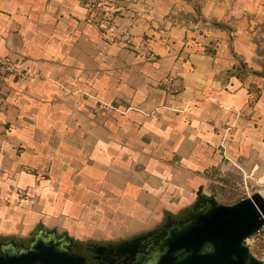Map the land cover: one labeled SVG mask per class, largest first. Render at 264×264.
<instances>
[{
  "label": "crops",
  "instance_id": "0c3cea01",
  "mask_svg": "<svg viewBox=\"0 0 264 264\" xmlns=\"http://www.w3.org/2000/svg\"><path fill=\"white\" fill-rule=\"evenodd\" d=\"M86 14L0 0V54L33 73L0 74V238L126 237L219 170L264 171V0H122L131 45Z\"/></svg>",
  "mask_w": 264,
  "mask_h": 264
},
{
  "label": "water",
  "instance_id": "95a60500",
  "mask_svg": "<svg viewBox=\"0 0 264 264\" xmlns=\"http://www.w3.org/2000/svg\"><path fill=\"white\" fill-rule=\"evenodd\" d=\"M263 227L259 191L224 204L199 186L189 205L126 237L80 241L42 223L22 239L2 237L0 264H88L86 255L97 264H263L247 243Z\"/></svg>",
  "mask_w": 264,
  "mask_h": 264
},
{
  "label": "built area",
  "instance_id": "2783aa9c",
  "mask_svg": "<svg viewBox=\"0 0 264 264\" xmlns=\"http://www.w3.org/2000/svg\"><path fill=\"white\" fill-rule=\"evenodd\" d=\"M121 1L122 0H81V4L85 8L86 15L91 23L107 40L131 45L132 36H130L128 31L122 30L119 26ZM135 49L144 59L149 58L151 55L146 41L137 43ZM0 74L25 78L33 73L27 64L14 61L0 54ZM252 94H254V92ZM101 107L107 108L108 105L101 104Z\"/></svg>",
  "mask_w": 264,
  "mask_h": 264
},
{
  "label": "rangeland",
  "instance_id": "374dc122",
  "mask_svg": "<svg viewBox=\"0 0 264 264\" xmlns=\"http://www.w3.org/2000/svg\"><path fill=\"white\" fill-rule=\"evenodd\" d=\"M259 172L251 168L243 171L237 167L219 170L217 176L213 177L209 184L210 193L224 204L234 203L251 195L254 191H259L264 196V180L259 175H263L264 171ZM257 234L249 237L247 243L252 254L260 258L264 256V232H261V236H256Z\"/></svg>",
  "mask_w": 264,
  "mask_h": 264
},
{
  "label": "flooded vegetation",
  "instance_id": "af4514ba",
  "mask_svg": "<svg viewBox=\"0 0 264 264\" xmlns=\"http://www.w3.org/2000/svg\"><path fill=\"white\" fill-rule=\"evenodd\" d=\"M18 242H20V241H18ZM204 250H210V246L206 245ZM85 261L88 264H97L99 262V259L97 257H95V256L86 255Z\"/></svg>",
  "mask_w": 264,
  "mask_h": 264
},
{
  "label": "trees",
  "instance_id": "16d2710c",
  "mask_svg": "<svg viewBox=\"0 0 264 264\" xmlns=\"http://www.w3.org/2000/svg\"><path fill=\"white\" fill-rule=\"evenodd\" d=\"M261 232L263 233L264 231L261 229L259 232H257L258 234L256 236H261Z\"/></svg>",
  "mask_w": 264,
  "mask_h": 264
}]
</instances>
